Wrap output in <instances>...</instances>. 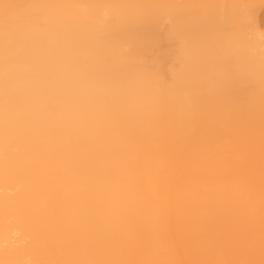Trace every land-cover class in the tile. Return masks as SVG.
Masks as SVG:
<instances>
[{
  "label": "bare ground",
  "instance_id": "1",
  "mask_svg": "<svg viewBox=\"0 0 264 264\" xmlns=\"http://www.w3.org/2000/svg\"><path fill=\"white\" fill-rule=\"evenodd\" d=\"M13 2L69 7L24 12L13 50L12 107L21 152L34 139L48 156L49 185L38 191L23 174L15 176L7 190L0 182V226L7 220L13 228H22L26 206L54 209L74 232L115 238L139 251L132 258L153 259L173 238L189 239L205 226L199 205L232 203L242 195L243 176L229 172L219 157L224 145L221 130L243 136L251 108L258 139L264 0ZM169 3L239 7L229 17L218 15L214 20L187 17L181 21L161 10L135 30L119 22L105 28L102 22L143 9L82 7ZM250 14L254 29L247 27ZM193 27L206 44L199 56L194 55L185 31ZM213 40L230 41L224 54L232 58L240 77L223 97L209 86L222 68ZM107 52L119 58L106 64ZM160 52L165 54L163 61L155 58ZM250 59L255 62L251 90ZM145 61L152 64L151 76L129 74V69ZM3 80L0 29V140ZM193 197L195 205L186 207L185 200ZM12 240L11 233L5 236L0 231V259L6 241Z\"/></svg>",
  "mask_w": 264,
  "mask_h": 264
},
{
  "label": "snow or ice",
  "instance_id": "2",
  "mask_svg": "<svg viewBox=\"0 0 264 264\" xmlns=\"http://www.w3.org/2000/svg\"><path fill=\"white\" fill-rule=\"evenodd\" d=\"M264 6V5H262ZM69 7L64 5L20 4L13 0H0V29L4 37V118L3 136L0 140V182L7 186L17 175H26L32 179L38 191L48 188L46 175L48 156L39 141L29 139L25 150L19 147L17 117L12 107V89L14 73L12 62L13 50L19 42V35L24 23V12L30 9H52ZM82 7L114 9L138 8L140 13H129L106 19L105 28L119 22L129 30L146 25L153 18L166 10L183 21L187 17H208L218 15L225 18L231 10L239 7L229 4L169 3L149 5H85ZM244 7L252 9L253 5ZM247 27L255 28V19L251 14ZM264 29V24L261 25ZM186 35L191 41L192 51L199 56L206 44L200 39L196 28H186ZM102 35V34H101ZM264 36V33H262ZM228 40H213L211 46L217 51L222 61L221 71L213 78L210 88L220 97L226 95L238 82L239 74L235 70L232 58L225 55L229 47ZM131 51V46H129ZM165 54L156 55L157 61H163ZM119 58L115 52L103 55L106 64ZM249 90L254 88L255 62L249 60ZM130 75L151 76L152 64L145 61L129 69ZM261 84L260 126L257 139L255 122L251 118L243 136L234 132H225L223 150L219 153L221 163L229 171L240 177L242 195L232 203L220 202L209 206L201 204L198 210L205 226L189 239H175L168 242L154 255L157 258H132L138 250L131 249L124 242L115 238L98 239L93 236L74 232L62 213L49 208L26 206L23 210L24 226L13 228L7 220L0 226L5 236L11 233L13 240L6 241L2 250L0 264H264V48L259 62ZM257 162L259 180L257 181ZM195 198L185 200L186 207H193ZM7 213L8 201L4 203ZM27 233V235H26ZM30 245V247H25ZM25 254L30 259H21ZM163 257V258H161Z\"/></svg>",
  "mask_w": 264,
  "mask_h": 264
},
{
  "label": "rangeland",
  "instance_id": "3",
  "mask_svg": "<svg viewBox=\"0 0 264 264\" xmlns=\"http://www.w3.org/2000/svg\"><path fill=\"white\" fill-rule=\"evenodd\" d=\"M261 19L264 22V10L261 12Z\"/></svg>",
  "mask_w": 264,
  "mask_h": 264
}]
</instances>
